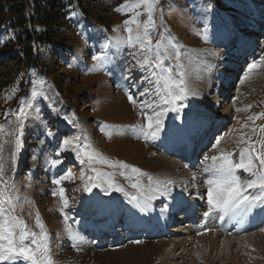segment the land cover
Listing matches in <instances>:
<instances>
[{
    "label": "rangeland",
    "instance_id": "obj_1",
    "mask_svg": "<svg viewBox=\"0 0 264 264\" xmlns=\"http://www.w3.org/2000/svg\"><path fill=\"white\" fill-rule=\"evenodd\" d=\"M124 3L125 0H95L85 3L84 9L75 8L66 16L68 18L66 25L68 24L69 29L66 44L64 46L63 44H53V47L43 50L39 62L27 60L14 39V43L11 45L13 47L0 54V146H2L0 163L3 164L5 170V179H9L11 183L15 184V193L19 196L20 207L15 215L23 218L32 230L38 232L39 229L35 226V215L39 212L50 234V249H53L51 254L56 258L54 259L55 264H120L125 258V261L129 260V262L122 264H138L140 254H144L145 257H140L141 260H145L149 264H157L160 256L158 250L153 252L149 247V244L154 242L145 241L143 236L137 240L140 244L128 241L116 245L114 248L95 249L96 252L85 254L75 250L77 248L72 246L74 241L70 243L69 240H66L70 239L66 232L67 226L73 225L72 222L75 221L76 215L79 217L82 212L86 213L85 199L90 191L94 190L126 201L127 198L138 195V193H129V197L122 196L126 192L124 185L131 186V183L137 179L142 183L141 185H144L147 176H136L131 173V169H112L106 164L95 163L91 167L105 173L115 172L113 181L123 191H116L114 188L109 189L107 184L94 187L90 191H84L86 180L80 179L81 173H84L86 177L93 176L95 173L90 170L87 163L81 164L76 159V153L72 151L71 147H64V140L79 137L77 143L81 148L90 143L94 150L110 160L123 161L150 176L163 174L166 171V169L159 170L153 159L155 155H160L162 152L163 147H157V145L164 137L166 130L162 128L159 137L155 140H145L138 130L131 127L146 123L140 105L145 100L155 98L139 95L145 89H148L149 92L153 89V85L144 79L148 76L147 66L143 69L140 68L136 59L130 55L134 50L122 46L118 51L115 48H110V53L113 55L111 64L106 65L103 70H94L93 68L96 61L92 59V56L98 54L104 44L109 43L113 37L127 35L123 22L130 19L133 13L115 11ZM263 5L264 0H160L158 11L154 14L156 28L151 30L153 44L162 36V42L171 41L178 47L180 53L178 61L175 59V51L171 48H168L167 52L161 50L162 56L169 57L165 59L164 65L166 68L172 69L173 74L183 71L188 90H192V99L198 98L200 104L208 111L201 115L205 119L201 120L202 123L206 121L205 124H209L208 127L211 126L212 130L217 125V130L208 132L205 139L212 141L213 146L216 143L215 149L226 138L224 132H227V136L231 139L237 134H242L240 141L238 140L236 144L239 146L236 150V156L239 160L240 151L238 153V150L244 147H255L257 152L264 153V117L255 119L263 112L261 104L264 101H260V98L264 93V65L256 67L251 72L248 71V68L239 70L238 66L235 71L236 74L229 76V80L227 79L228 82L232 83L227 91L224 90L227 86L218 83V79L221 77L219 68L225 65L228 67V61L233 59L234 64H236L238 58L241 59L243 54L250 52L255 54V61L253 62H259L260 58L264 56V48H260L259 43H256L254 39L251 43L249 41L250 37L254 38L255 26H259L257 14ZM137 11L143 13V8L141 7ZM256 18L257 21L255 22L253 19ZM144 19H146V14L141 16V20ZM164 24L169 26L167 36L162 30ZM260 24L264 28V18ZM2 28L7 30L6 26L2 25ZM115 29H119V31H114ZM10 36L13 38L14 35L11 33ZM5 39L3 33L0 32V46ZM238 55L240 57H237ZM137 59H143V56ZM242 61L244 62V57L241 59ZM178 65H181L182 68ZM110 67H114V69L109 70ZM187 67L189 68L187 69ZM153 70L158 71L157 69ZM246 73L247 79L241 83V79L245 77ZM41 81L43 83H40ZM133 84L137 86L133 87ZM34 86L36 91L42 93L41 95L32 96ZM222 87L224 89L221 91L217 90ZM13 89H15L14 92ZM129 93L137 101L136 106L129 102ZM217 96H221L223 101L214 105L213 102L217 101ZM6 97L10 98L5 99ZM249 105H251L250 108H248ZM177 107L179 108L178 112L168 111L163 117V125L167 124L169 131L173 123L190 129L193 120H200V118L192 116V110L185 106L184 102H178ZM21 108L27 115L21 113ZM156 110L159 111L160 109L157 108ZM146 111L151 114L150 110ZM123 112L126 113V117L123 116ZM187 114L188 116H186ZM209 117L213 118V121L210 120L211 123L208 122ZM249 117H253V119L249 120ZM18 121L23 124V127L19 136L20 146L16 148L15 138ZM261 121H263L262 128H260L261 125L257 127L256 124ZM106 125L121 127L106 128L107 132L112 133L111 138H109L101 131V128ZM126 127L128 129H125ZM246 129L247 132L244 134ZM48 131L53 132L54 135L47 136ZM256 134L260 135L259 140L252 145ZM186 136L190 137L189 133ZM217 136L218 138L221 137L219 145L216 142ZM195 137L196 135L191 137L192 141H196L194 140ZM126 139L132 142L137 150L133 160L127 155L118 153ZM62 148L63 151H61ZM13 151L16 152L14 160L11 155ZM169 154L165 155L169 162H175L174 160L178 159L175 155ZM52 160H59L61 163L53 166ZM207 162L206 167H203L205 169L212 164L209 160ZM205 164L206 162L202 163V165ZM254 164L259 166V161L254 160ZM69 170L72 173L71 179H62L60 185L52 183L54 179L65 176ZM185 170L186 168H176L174 173L180 176L188 175ZM120 171H124L127 175H119ZM196 173L194 176L197 175ZM236 174L242 181L248 175L246 171H237ZM127 176L131 177V182ZM172 176L174 177V175ZM51 177L52 179H50ZM169 177L164 176L160 179L165 181ZM199 180L197 179L195 184L200 187ZM60 187L65 189V196L68 199L67 208H63L58 195H53V190H58ZM199 187V190L207 189L203 187V184ZM107 191L116 192L108 193ZM190 195L186 194L187 198ZM161 201L169 202L170 199L164 198ZM196 204L199 207L203 203ZM157 205L160 207L152 211L160 214V216L166 215L160 211H166L165 204ZM121 206L125 207L122 203ZM61 209H63V214ZM67 209L70 210L65 223L64 213ZM108 218L104 217V219ZM120 219L121 217H119ZM184 227L182 226L178 228L179 231H175L178 234L175 233L165 238L183 237L180 230L186 228ZM250 233L253 236L258 234V236L264 237V226L262 229H250L246 234ZM246 234L243 232L236 235V238L240 237L241 241H244L242 243L245 244ZM77 237L80 236L77 235ZM221 238V240L219 239L220 243H215L213 246L225 253L224 256L226 257L219 258L216 260L218 263L214 264H237L238 255L245 253L256 255L258 251H261L260 245L257 246L258 251L255 250V252L245 245L247 251L245 252L242 248L239 252L240 248L227 245L223 236ZM60 240L62 248L57 250L55 246H51L56 245ZM83 244L85 243L80 240L79 248L83 247ZM180 247L183 246L178 245L174 248L173 252L175 251L176 258L172 262L175 264L181 261L187 264L192 263L189 256L183 260L179 257L187 254L184 251H178ZM157 248H160V245ZM112 249L118 255L126 252L124 259L119 257L110 259L115 260L114 262L110 260L104 262L103 259L110 257L111 252H113ZM74 251L75 253H73ZM202 253L207 257L205 250H202ZM261 257L264 258V255Z\"/></svg>",
    "mask_w": 264,
    "mask_h": 264
},
{
    "label": "snow or ice",
    "instance_id": "obj_2",
    "mask_svg": "<svg viewBox=\"0 0 264 264\" xmlns=\"http://www.w3.org/2000/svg\"><path fill=\"white\" fill-rule=\"evenodd\" d=\"M159 3L160 0H125V3L117 7L115 11L133 13L130 19H126L123 22L127 35L111 38L109 43L101 47L98 54L92 56V59L96 61V64L93 66L94 70H103L106 65L113 62V55L110 53V48H115L118 51L122 46H127V48L134 50L130 55L136 59L137 65L142 69L147 66L148 76L144 79L153 85V89L151 92L145 89L139 95L155 98L145 100L140 105L146 123L131 126L138 130L145 140H155L159 137V133L163 128V117L165 113L168 111L178 112V102L183 101L189 95L183 71L173 74L172 69L166 68L164 65L165 59L169 57L161 55L162 49L166 51L168 48H171L175 51V59L178 61L180 59L178 47L171 41L162 42V36L161 39H158L153 44L151 30L156 28L154 14L158 11ZM141 7L143 8V13L137 11ZM143 14H146V19L141 20ZM114 31H119V29H115ZM140 56H143V59H137ZM260 65H264V56L260 58L259 62L250 64L248 71L251 72ZM178 67L182 68L181 65H178ZM153 69H157L158 71H154ZM244 79H247V73L241 79V83L244 82ZM40 83H43V81ZM136 86V84H133V87ZM12 91L14 92L15 89ZM41 94L35 90L34 86L32 96L35 97ZM8 98L10 97H6L5 99ZM128 100L136 106L137 101L131 93L128 95ZM250 107L251 105L248 106V108ZM157 108L160 110L157 111ZM146 110H150L151 114ZM237 111H240V109H237ZM21 113L27 115L23 108H21ZM260 117H264V112L256 116L255 119H259ZM248 119L252 120L253 117H249ZM22 127L23 124L18 121V127L16 129L17 135L15 138L16 148L20 146L19 136ZM108 127L118 128L121 126L106 125L101 128V131L111 138L112 133L106 131ZM46 135L53 136L54 133L48 131ZM78 141L79 137L66 139L63 141V145L65 148L71 147L72 151L76 153V159L81 164L87 163L90 166V170L95 173V175L87 177L84 173H81L80 179L86 180L84 191H90L92 188L100 187L102 184H107L109 189L114 188L116 191H123L113 181V176L116 173H105L95 167H91L95 163L106 164L112 169H131V173L136 176H147L149 181L147 193H145L144 187L138 179L131 183V187L137 190L138 195H133L130 203H133L142 212L148 209V201L155 198L152 193L159 190L154 189L152 187L153 184L164 187V191L160 193L161 195L169 191L167 184H170L171 181L153 180V177L142 172L139 168L123 161L110 160L94 150L90 143L85 144L81 148L77 143ZM219 143L220 141L217 140V145ZM63 150L62 148L61 151ZM0 151H2V146H0ZM11 155L14 160L16 152L13 151ZM232 155V153H226L221 150L219 156L205 157L206 160L211 159L214 165H217L216 174L207 182L208 204L210 211L218 209L225 215L236 213L237 211L247 214L257 207L264 206V153L257 152L255 147H245L240 150V160L238 163L233 161ZM254 160L259 161L258 169H256ZM51 163L55 166L61 163V161L52 160ZM238 169L248 172L252 178L242 181L236 174V170ZM4 172L3 164L0 163V264H5V262L7 264H18L21 261L24 264H55L50 250V234L39 212L35 215V226L39 229L38 232L32 230L23 218L15 215V212L20 207L18 203L19 196L15 193V184L11 183L9 179H5ZM119 175L126 176L127 174L124 171H120ZM71 178L72 173L69 170L65 176L60 179H54L52 183L60 185L62 179ZM127 178L131 182V177L127 176ZM249 190H258V194L250 196L247 194ZM53 195H58L63 208H67L68 199L65 196V189L63 187L58 188V190H53ZM29 203L31 202L29 201ZM61 213L63 214V209H61ZM67 219L68 217L65 216V223ZM66 231L69 238L74 241L72 246L79 250V241L82 238L77 237L70 225L67 226Z\"/></svg>",
    "mask_w": 264,
    "mask_h": 264
},
{
    "label": "bare ground",
    "instance_id": "obj_3",
    "mask_svg": "<svg viewBox=\"0 0 264 264\" xmlns=\"http://www.w3.org/2000/svg\"><path fill=\"white\" fill-rule=\"evenodd\" d=\"M260 9H264V5H263V8L260 7ZM259 19H260V17H259ZM258 25H259V23H258ZM260 26L262 27L261 24L259 26H255V27L260 29L261 28ZM167 32H168V26L164 25L163 26V33L166 35ZM249 41L251 43L253 41V38H250ZM260 48H262V49L264 48V39L260 41ZM248 55H249L248 59H250V60L248 61V63L245 66V68L246 67L248 68L249 67L248 65L251 64L253 61H255V54L248 53ZM238 57H240V56H238ZM241 59H243V56H242ZM241 59H239V58L237 59V60H239V65L241 63L240 62ZM233 60L228 61V63H227L229 65L228 67H227V65L222 66V68L220 66L221 70L219 68V75L221 77L218 79V83L219 84H221L223 82V79L225 78L224 76H226L227 79H228L229 76L235 74V71L237 70V69H235V65L238 64V62L236 61V64H234L235 61H233ZM246 60L247 59H244L243 64L246 62ZM222 65H224V64H222ZM188 68L189 67H187V69ZM113 69H114V67H110L109 70H113ZM229 72H231L229 74V76L225 75L226 73H229ZM227 79H226V83H227ZM213 82H215V81H213ZM231 84L232 83L229 81L227 83V88L224 89V90L227 91L228 87ZM223 85H225V84H223ZM222 89H223V87L220 90H219V88L217 90L221 91ZM191 94H192V90L189 89V95L182 102H184V105L188 106L192 110V112H193L192 116L195 117V118H200V120H197V119L195 121L193 120V122H192L193 125L190 127V129L185 128V127H178V128H175L177 130H172V133H173L172 136L168 135L167 138L164 140L165 145L162 148V153L160 155H155V157L153 158L154 162L156 163V165H158L159 170L166 169V171L163 174H154L151 177H153V180L164 181V180H161L160 178L164 177V176H170L168 179L165 180V181H171L170 184H167V188L169 189V191L166 192L165 194L161 195L160 193L164 191V187L162 185L153 184L152 187L154 189H159V190L152 193V195H154L155 198L150 200V201H148L149 207H148V209L146 211L142 212V211L139 210V208L135 207L133 205V203H129V205L127 206L128 209L126 208L122 212V214L125 215L126 222L130 223L129 224V229L138 228V230H141V229L144 230V228L146 227V220H142V218L143 219L144 218H148V220L151 222L150 224H147V226L149 228H151L150 231L155 230V228L158 229V232L154 233L152 236H144L145 241L154 242V243L149 244L150 249L153 252H155L156 250H158L160 252V254H159L160 256H159V258H158V260L156 262L157 264H175V263L172 262V261H175V258H176L175 257L176 253H175V251L173 252V250L178 245L183 246V247L178 248V251H184V252L187 253L186 256L184 255L185 257L184 256H179L182 260L185 259L187 256L191 257L192 263H189V264H195V263H199V264H214V263H218V262H216V260H218L219 258H225L226 256H224L225 253H223L220 250L216 249L213 246V244H215V243L219 244L220 243L219 239L221 240L222 236H223L224 240H226L225 242H226L227 245H230V246L234 245V247H237L238 249L240 248L239 252L242 250V248L244 249L245 252L247 251V248L244 247L245 245L248 246L249 249L252 248V250L254 252H255V250L258 251V247L257 246L260 245L261 251L260 252L258 251L256 255H252L253 253H250V254L245 253L244 255H238L237 256V258H238L237 264H264V258L261 257V256L264 255V249H262V246H264V237L263 236H258V234L256 236H253L251 233L250 234H246V236H245L246 241H245V244H243L244 241H241L240 237L236 238V236H235L237 231L236 232H229L228 231V227L226 228L225 226H223L220 229L211 228L210 230L204 231L202 233H198V231L193 230V229H195V227L193 225H190L189 222H188V225L185 226L186 228L184 227L185 229H181L180 230L183 233V235H182L183 237H180V238H175L174 237L173 239L172 238L171 239H167V238H165L167 236L166 234L168 232L174 230V228H171V227L172 226L174 227L175 223L174 222H172V223L165 222L164 225L161 226V229H159L158 224L153 222V221H151L152 214L154 215L155 218L159 219L160 222H164L165 220H167V216L166 215L160 216V214H158L156 212H153L155 210H153V211L151 210L152 207H154V208L155 207H159V205H157V204H161V202H162L161 199H164V198L165 199L168 198V199H170V201L174 200L177 203H179L181 206H183V205H186L188 203V200H189V198H187L186 194L190 195V193H191V195L193 194L192 197H191V202H190V204H187L186 207L191 208L192 206H196V210H197V208L199 209L202 206V204L198 207V204H196V203H201V202L203 203L205 198H204L203 194H201L200 197H202V198L198 199V194L200 192H202V190L201 189L199 190L198 189L199 186L196 185L195 183H196L197 179H200L199 183H201V185L203 184V187H206L207 189H205V190L207 191L208 190V183H207L208 180L213 178L214 175L216 174L215 171H216L217 165L214 166V163H213V161L211 159H208L210 162H212L210 167H209V164H208L209 168H207V169L203 168L204 166L206 167L207 164L198 167V171L196 173L197 175L194 176L193 174H191V170L187 167L185 161L183 163H176V162H178V160L175 159V162H169L167 160V157L165 156V154L172 153V152H174V150L176 151L178 144H180V145H182V143L185 144L184 141H186V138H185L186 134L189 133L190 139H191V137L193 135H196V137L194 138V140H196V141H192V139H191L192 144L188 143L191 147H194V146H196L195 145L196 142H198V141L201 142L203 140V138L205 137V135L212 130L210 128L211 126L208 127L209 124H205L206 121H204L203 123L201 121V120H205L204 116L202 117L201 115H203L204 113L208 112V111H206L207 109H205V107H203L200 104V100L198 98L197 99H195V98L192 99ZM216 99H217V101L213 102L214 105L217 104V103L219 104V101H220V103H221V101H223L220 96H217ZM262 100L264 101V93L262 94V96L260 98V101H262ZM261 110L264 112V102H263V104H261ZM256 112H259V111H256ZM195 114H196V116H195ZM123 116L126 117V113L123 112ZM186 116H188V114ZM208 119H209L208 122H210V120H212L213 118L209 117ZM185 120H188V119H185ZM191 121H192V119H191ZM262 122L263 121L259 122L258 124H256V126L259 127L261 125L260 128H262V126H263ZM260 128H258V129H260ZM214 130H217V125L215 126ZM214 130H212V131H214ZM233 131H234V129L232 130V132ZM246 132H247V129L244 132V134ZM224 133H225L224 135L226 136V138L224 139L223 143L219 147H217L215 149L213 147L210 151L205 153L206 155L204 154V155L199 156L198 151L196 149L197 146L195 148H192L193 153H194V151H196V160L197 159L199 160L200 157H202L207 162L205 157H209L210 158L212 156H219L220 152L222 150V151H224L226 153H232L233 154L232 155L233 161L238 163L239 159L236 156V153H237L236 150H237V148H239V146L236 145V144H237L238 140L240 141L242 134L241 135L237 134L236 137H233L231 139L230 137L227 136V134H226L227 132H224ZM224 135H223V137H224ZM259 136H260L259 134H256V137L254 138V141L252 142V145H254L253 143H255V142H257V140H259ZM217 139L220 141L221 137H219ZM249 140H250V138L248 139V141ZM263 141H264V138H263ZM211 142H210V144H211ZM184 144L182 146H185ZM249 144H251V143H249ZM119 149L120 150L118 151V153L127 155L132 160L136 157L137 150L135 149V145L132 142H129L128 139L125 140L124 145H122L121 148H119ZM226 150H228V151H226ZM199 151H201V149ZM239 151L240 150H238V153H239ZM238 157H239V155H238ZM180 162H182V161L180 160ZM174 166L177 169L185 167L186 168V172H188L190 175H181L180 176V175L175 174L174 170L176 168ZM237 171H244V170L238 169V170H236V172ZM172 175H174V177ZM244 175H245V173H244ZM245 177L244 178L246 180L249 179L248 175L245 176ZM147 180L144 182V185H142L144 187L145 193H147L148 186H149V181H147ZM201 185H200V187H201ZM249 191H250V195L258 194V190H249ZM194 201H196V202H194ZM87 202L89 204L92 203L93 206L101 214H105L108 211H110L111 209H115L114 208L115 206H114V204H112V202L107 201V198H105L103 195H101L99 193H96V192H92L87 197ZM163 203H167V202L165 201ZM166 208H170L171 209V207H169V204H167ZM195 213L197 214L196 211H195ZM221 213H223V212H221ZM116 214L114 212V217H116ZM180 214H182V213H179L178 216H180ZM230 214H231V216H229V218H227L226 221H225V223L227 225L230 224V220L233 219L232 216L235 213H230ZM242 214H244V213L242 212ZM176 221H180L177 225H181L183 222H186L185 219L183 218V216L178 217ZM261 222H260L261 224L264 223V216L262 217ZM214 223L215 222H213V220L209 216V221H208V225L207 226L210 227ZM98 225L99 226H103L104 224L101 223V224H98ZM112 225H113V223H112ZM165 229H166V231H165ZM176 231H179V229L176 230ZM97 234H99V233H97ZM161 235H165V237H163ZM159 236L163 237L164 239H160ZM134 238L135 237H133V236H131L129 238H124V239L120 240L121 242L117 243V245L126 243V241L129 240V239L132 240L131 242L137 243V240H135ZM234 241H235V244H234ZM158 244L160 245V248H157V246H159ZM110 245H112V244H110ZM220 246H221V244H220ZM89 248H92V249H89ZM221 248H225V247H221ZM226 248H229V247H226ZM75 250H77V249H75ZM202 250H205L207 252V254H206L207 257H205V254L202 253ZM79 251L82 252L83 254L96 252V250L93 247L88 246V248H87V246L85 244H83V247L79 248ZM112 251H113V249H112ZM114 252L115 251L111 252L110 257L108 256L109 257L108 259H103L104 262H107V260H110V259H113V258H119V257L124 259L125 255H126V252L125 253H121L120 255H118V254H116ZM112 253H114V254H112ZM142 256L144 257V254H140L138 264H149L147 261L141 260L140 257H142ZM105 258H107V257H105ZM125 259H124V261H121L120 264H122L123 262H126V263L129 262V260L125 261ZM110 261L114 262L115 260H110ZM177 264H187V263L181 261V262H178Z\"/></svg>",
    "mask_w": 264,
    "mask_h": 264
},
{
    "label": "trees",
    "instance_id": "obj_4",
    "mask_svg": "<svg viewBox=\"0 0 264 264\" xmlns=\"http://www.w3.org/2000/svg\"><path fill=\"white\" fill-rule=\"evenodd\" d=\"M92 1L95 0H0V32L6 38L0 54L13 47L14 39L27 60L39 62L43 50L53 44H66L69 31L66 16Z\"/></svg>",
    "mask_w": 264,
    "mask_h": 264
}]
</instances>
